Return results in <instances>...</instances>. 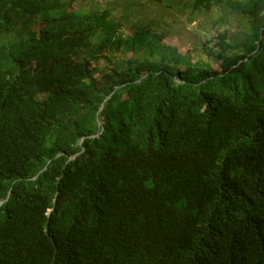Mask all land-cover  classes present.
Segmentation results:
<instances>
[{"label": "trees", "instance_id": "trees-1", "mask_svg": "<svg viewBox=\"0 0 264 264\" xmlns=\"http://www.w3.org/2000/svg\"><path fill=\"white\" fill-rule=\"evenodd\" d=\"M189 1L198 58L110 2L0 0V264H264V0Z\"/></svg>", "mask_w": 264, "mask_h": 264}, {"label": "rangeland", "instance_id": "rangeland-1", "mask_svg": "<svg viewBox=\"0 0 264 264\" xmlns=\"http://www.w3.org/2000/svg\"><path fill=\"white\" fill-rule=\"evenodd\" d=\"M102 7L109 2L116 7V13L123 19V31L131 32L135 24H148L155 29H168L171 36H177L182 42L180 48L186 52L197 50L195 58L203 53L202 47L212 44V34L218 33L220 26L215 24L218 11L211 10L203 13L191 11L189 0H96ZM133 3V4H132ZM231 33L240 39L244 37L243 26L238 20L231 18ZM223 29V27H222ZM213 66L218 67V61L212 60Z\"/></svg>", "mask_w": 264, "mask_h": 264}, {"label": "clouds", "instance_id": "clouds-1", "mask_svg": "<svg viewBox=\"0 0 264 264\" xmlns=\"http://www.w3.org/2000/svg\"><path fill=\"white\" fill-rule=\"evenodd\" d=\"M126 243H128V242L126 240H123V245L126 244Z\"/></svg>", "mask_w": 264, "mask_h": 264}]
</instances>
